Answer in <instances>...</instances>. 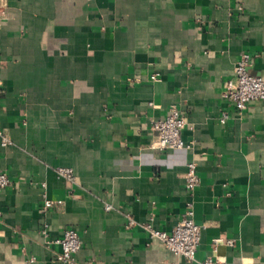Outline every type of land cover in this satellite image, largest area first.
<instances>
[{"label":"crops","instance_id":"crops-1","mask_svg":"<svg viewBox=\"0 0 264 264\" xmlns=\"http://www.w3.org/2000/svg\"><path fill=\"white\" fill-rule=\"evenodd\" d=\"M8 5L0 131L12 145L0 138V171L11 183L0 195V264H65L60 247L46 245L45 223L52 239L78 232L79 264H198L140 226L152 220L171 233L189 200L204 227L197 261L264 264V101L239 112L222 99L244 53L248 72L264 79V0ZM174 104L192 150L154 147L151 123ZM190 162L201 178L193 196ZM59 167L72 168L75 183ZM45 198L64 204L46 213ZM127 215L138 222L129 230Z\"/></svg>","mask_w":264,"mask_h":264},{"label":"built area","instance_id":"built-area-1","mask_svg":"<svg viewBox=\"0 0 264 264\" xmlns=\"http://www.w3.org/2000/svg\"><path fill=\"white\" fill-rule=\"evenodd\" d=\"M11 13L9 10L8 0H0V22L9 20ZM251 64V56L242 54L239 61L235 65L234 77L227 81L225 89L222 92V99L231 104L237 111L244 112L247 110L252 101H264V79L259 76L252 75L248 72ZM159 75L153 74L151 80L157 81ZM1 84V82H0ZM226 113L223 114L221 122L225 123L228 119ZM188 123L180 110L174 104L168 109L167 115L161 120H154L151 123V129L156 134L157 142L155 148L161 151L168 150H192L194 142H186L182 138L183 130ZM1 146L8 147L12 145V139L5 131H0ZM59 177L65 179L69 183H75V172L72 168L59 167L56 169ZM11 181L5 172L0 171V195L10 185ZM201 185V178L195 162H190L187 166L185 174V189L190 196H193ZM43 211L48 213L51 210L59 209L63 206V201H52L44 199ZM113 207L107 205L109 211ZM194 202L189 200L186 204L185 213L177 223L171 233H167L155 227L152 220L141 224L140 226L148 234L151 240L160 241L167 250L175 255L181 256L186 261L198 264H228L221 262L213 257H209L204 261H197V251L201 243V236L204 227L198 225L194 220ZM138 222L127 215L125 228L127 230L137 226ZM46 245H58L61 249L57 254V260L65 264H79L77 255L82 248L81 237L75 229H66L60 238L52 239L50 236V226L48 223L43 225L41 231ZM222 240H215L214 247L221 243ZM234 241H226V244L232 245ZM31 259L30 262H34Z\"/></svg>","mask_w":264,"mask_h":264}]
</instances>
